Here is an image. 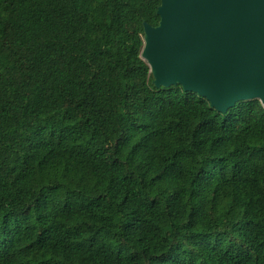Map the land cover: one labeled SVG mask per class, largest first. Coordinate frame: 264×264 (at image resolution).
<instances>
[{"label":"trees","instance_id":"obj_1","mask_svg":"<svg viewBox=\"0 0 264 264\" xmlns=\"http://www.w3.org/2000/svg\"><path fill=\"white\" fill-rule=\"evenodd\" d=\"M162 0H0V264H264V106L157 89Z\"/></svg>","mask_w":264,"mask_h":264},{"label":"water","instance_id":"obj_2","mask_svg":"<svg viewBox=\"0 0 264 264\" xmlns=\"http://www.w3.org/2000/svg\"><path fill=\"white\" fill-rule=\"evenodd\" d=\"M157 14L141 55L157 89L181 86L222 114L264 106V0H162Z\"/></svg>","mask_w":264,"mask_h":264}]
</instances>
